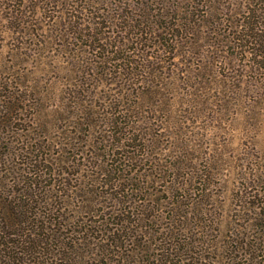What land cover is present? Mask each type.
<instances>
[{"label":"trees","instance_id":"1","mask_svg":"<svg viewBox=\"0 0 264 264\" xmlns=\"http://www.w3.org/2000/svg\"><path fill=\"white\" fill-rule=\"evenodd\" d=\"M152 1L118 0L105 13L100 4L113 0H0V34H17L21 47L29 28L49 18L50 39L71 57L54 68L61 76L49 94L5 63L18 49L0 47V264H202L223 251L235 253L226 264H264V232L225 239L223 217L210 213L218 199L213 152L202 158L189 137L170 134L196 128L176 109L229 105L221 93L229 81L213 86L226 77L225 40L250 68L264 64V0L227 12ZM58 84L64 96L55 100ZM157 177L167 199L144 205ZM129 190L143 195L142 205ZM255 198H241L236 220ZM248 221L264 230V207ZM214 224L220 235L211 241Z\"/></svg>","mask_w":264,"mask_h":264},{"label":"rangeland","instance_id":"2","mask_svg":"<svg viewBox=\"0 0 264 264\" xmlns=\"http://www.w3.org/2000/svg\"><path fill=\"white\" fill-rule=\"evenodd\" d=\"M140 1L141 0H133L135 4ZM150 1L151 3L153 2L152 0ZM171 1V5L178 3L181 4V6L184 7V12L188 6H190L189 9H191V7L194 8L197 5H199L197 6L198 9L192 10L199 12L201 11L199 8L203 4H209L213 12L217 7H220L223 12H227L228 8L230 10L231 8H239L241 4L246 1V3H248V1L258 2L260 0H210L209 3V0L206 2H202V0ZM236 1H238V3L235 4ZM157 4L158 3L154 1L152 5ZM116 5H118V0H113L112 4H110V2L107 5L100 4L99 8L102 9L101 11H104V8L106 10L105 13H110L112 12L111 8H116ZM51 6H53V4L49 5V7ZM67 8L68 7H66V9ZM66 9L63 10V12L67 14ZM178 9L181 10V7ZM1 11H3V9H1ZM43 14H46L47 17L52 16V13L49 10H47V12L44 10ZM40 18L43 19L44 16ZM220 18L221 16L219 13V19H217V16H213V21L218 24L221 21ZM229 21L231 22L232 19ZM55 32L56 27L50 22L49 18H46L43 24L38 23V25L29 28L28 34L30 35L31 40H33V42L41 40L39 45L33 46L32 48L29 46L32 44L31 40L27 41V44L29 45H27L25 41L20 47L16 41L17 34L11 32L14 41L12 40L11 34H0L1 49L6 52L10 49H18L17 54H15L17 56L11 55V52H9V55H4L5 63H8L9 65L13 64V69L23 76L27 73L30 78L41 82L42 85H45L46 89L49 90V94L54 93V89L50 86V83L54 80L56 81V79L61 76L55 69H60L61 65L71 59L68 51H59L56 46L57 42L50 39H54ZM42 34L44 35V38L41 37ZM225 41L226 42L223 45H226V49H230L225 51V55L230 57V59H227L228 57L225 59L229 63L225 70L226 77L218 78L213 86L217 85L218 88V86L221 87V84L229 81L226 83L228 86H224L221 89V93L227 92L224 94L227 99L231 96L229 105H226L225 102L221 103L222 107L213 106L211 105L212 102L207 105L205 104L204 106H202L203 104L197 103L194 107L196 109L192 110L195 111L193 114L188 112L184 114L176 109V112L181 114L180 118L188 121L186 125H190V123L192 124L194 121L193 124L196 125V128L190 131L182 130L178 133L171 131L170 134H175L178 137H189L192 140V144L198 149V154H200L202 158L205 156L204 151L211 150L214 156L218 159L215 166L216 184L214 190V192L217 193L218 199L215 210L210 213H215L216 217H223V221L225 222L221 227V233L224 234L222 237L225 239H227V236L232 238L237 231H240L244 235L248 233L254 237H259L264 230H261L260 226L248 228L250 226H248V223L251 224L248 219L250 216L252 217L257 207H264V64L259 63L250 68L246 62L239 61L242 59V54L238 53L239 49L233 51L234 49L230 47L232 46L233 41H231V39ZM83 43L84 42H80L79 44H76L75 47H82ZM233 52L234 54L232 55L231 53ZM243 66L247 68V77L243 78L241 81L239 74L242 71ZM62 71H64V69ZM230 76H235L237 81L233 83L231 78L227 80ZM57 83L58 82H56V85ZM59 88L60 85L58 84L55 100H59L64 96V93L60 92ZM229 92L233 93V96L230 95ZM216 100L217 99L215 98L212 101L214 102ZM196 101L199 102L200 99H197ZM50 104L56 105L53 100L49 102V105ZM170 139L173 140V138ZM222 140L225 141V146L220 148L219 144L217 147V143ZM187 167L191 169L192 165L189 163ZM166 184L165 180H161L160 178L156 179L154 183H150V189L148 191L149 193H152V195H149V197L146 196L147 201L143 202V204L151 203L153 205L154 200H158L159 198L167 199L163 196V193L165 192H161V190L166 189ZM129 193L133 194L132 198L135 202L133 205H142L137 202L139 198L143 197L142 194L133 192L132 190H129ZM244 195L251 199L254 198V195L257 197L254 199L252 204L254 206H252L251 210H247L248 213L243 214L246 215L244 220L248 221L247 225L243 222L244 220L241 222L236 220L237 213L242 210L240 202ZM165 196H168V194L166 193ZM156 204L157 203L155 202L154 205ZM204 217H206V215H204ZM227 223H229V226ZM239 224L242 225L244 229H242ZM213 229L214 230L211 233L207 234L209 237L207 239H210L211 241L220 235L215 224ZM216 241L217 240H215L214 243H216ZM232 255L233 257L231 259L226 251H223L222 255L208 254L205 256V260L203 258L200 260V263L226 264V262H233L232 260L235 258V253ZM194 261L196 260L193 259L188 263H193Z\"/></svg>","mask_w":264,"mask_h":264}]
</instances>
